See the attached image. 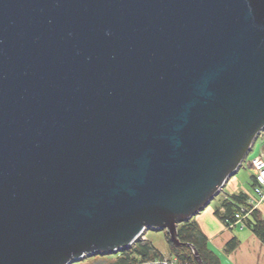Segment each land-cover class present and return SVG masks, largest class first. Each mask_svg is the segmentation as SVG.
I'll return each mask as SVG.
<instances>
[{"label": "water", "instance_id": "water-1", "mask_svg": "<svg viewBox=\"0 0 264 264\" xmlns=\"http://www.w3.org/2000/svg\"><path fill=\"white\" fill-rule=\"evenodd\" d=\"M264 130V0H0V264H73L206 208Z\"/></svg>", "mask_w": 264, "mask_h": 264}, {"label": "trees", "instance_id": "trees-1", "mask_svg": "<svg viewBox=\"0 0 264 264\" xmlns=\"http://www.w3.org/2000/svg\"><path fill=\"white\" fill-rule=\"evenodd\" d=\"M247 200L248 197L244 194L233 195L231 200H225L222 204L225 212L220 208L216 211V214L229 226L231 223L236 222V214L247 206ZM247 224L264 242V219L261 217L259 210L251 212L247 218ZM178 233L182 243L190 244L196 248L204 264H220V257L210 248L207 238L192 218L178 226ZM167 237L169 240V236ZM237 246L238 242L236 240L231 241L227 246V253L232 252ZM170 248L176 264H198L192 248H178L171 242ZM89 258L93 259L90 264H164L167 259L150 241L142 238H139L133 246L119 251V254H95Z\"/></svg>", "mask_w": 264, "mask_h": 264}, {"label": "crops", "instance_id": "crops-1", "mask_svg": "<svg viewBox=\"0 0 264 264\" xmlns=\"http://www.w3.org/2000/svg\"><path fill=\"white\" fill-rule=\"evenodd\" d=\"M262 138L264 139V137ZM262 154H264V146ZM238 172L239 170L228 179L217 196L218 198L216 197L218 201L211 202L192 220L197 223L207 238L210 248L220 257V264H264V242L252 231L250 226L248 224L243 226L238 222L229 227L216 214V211L222 208L225 200H231V196L244 194L249 198L253 195V192L247 191L246 186L236 178ZM258 210L264 219V203L258 207ZM233 240L238 242V246L232 252L227 253V246ZM171 260L176 261L173 257Z\"/></svg>", "mask_w": 264, "mask_h": 264}, {"label": "rangeland", "instance_id": "rangeland-1", "mask_svg": "<svg viewBox=\"0 0 264 264\" xmlns=\"http://www.w3.org/2000/svg\"><path fill=\"white\" fill-rule=\"evenodd\" d=\"M262 137H264V132H262V135L261 133L258 135L257 139L255 140L252 146L253 147V149H251L252 151H250L247 154L246 158L244 159L242 165L239 168V172L236 175V178L241 182V184L246 186V190L251 193L252 192L254 193L253 183H254V175H255L253 169L251 168V163L253 159H255L256 157L262 154V148L264 146V139ZM217 198L214 199L213 201L217 202L218 201ZM167 236L168 233L166 230L148 229L140 238H142L143 240L150 241L159 251H161L165 255V257L168 260H171L172 258L171 248ZM114 254H119V252ZM89 257L90 256H87L83 260L79 262H74L73 264H90L91 262H93V259ZM115 257H110V258L113 259Z\"/></svg>", "mask_w": 264, "mask_h": 264}, {"label": "built area", "instance_id": "built-area-1", "mask_svg": "<svg viewBox=\"0 0 264 264\" xmlns=\"http://www.w3.org/2000/svg\"><path fill=\"white\" fill-rule=\"evenodd\" d=\"M264 132V131H262ZM261 132V135H262ZM251 168L254 171V193L247 200V206L243 207L240 212L236 214V222L231 223L229 227L234 226L240 222L243 226L247 225V218L250 216L253 210H258V207L264 203V154L259 155L253 159ZM225 212V209L222 208ZM164 264H176V261L168 260Z\"/></svg>", "mask_w": 264, "mask_h": 264}]
</instances>
